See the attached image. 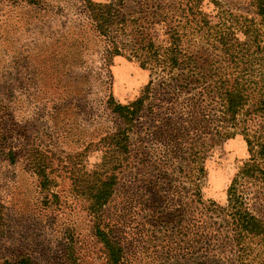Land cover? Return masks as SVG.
<instances>
[{
  "label": "rangeland",
  "instance_id": "1",
  "mask_svg": "<svg viewBox=\"0 0 264 264\" xmlns=\"http://www.w3.org/2000/svg\"><path fill=\"white\" fill-rule=\"evenodd\" d=\"M114 1L119 17L132 19L130 29L139 22L165 39L169 24L183 25L188 56L226 67L221 45L188 21L182 0ZM217 1L219 8L204 3L214 25L224 10L258 24L255 0ZM93 25L83 0H0V263L24 257L33 264H111L100 228L118 242L119 264H264L260 238L249 254L222 247L219 237L181 235L186 222L175 225L161 204L155 156L142 159L136 152L122 164L121 152L109 154L108 136L121 125L108 107L109 95L130 102L152 77L165 82L170 69L158 74L126 56L108 65L104 39ZM193 74L201 71H176L181 79ZM179 84L155 88V103L169 100L165 91L198 92ZM214 143L203 196L226 206L228 186L249 153L241 134ZM112 175L114 193L95 212L94 183ZM208 215L210 223L221 219Z\"/></svg>",
  "mask_w": 264,
  "mask_h": 264
},
{
  "label": "trees",
  "instance_id": "2",
  "mask_svg": "<svg viewBox=\"0 0 264 264\" xmlns=\"http://www.w3.org/2000/svg\"><path fill=\"white\" fill-rule=\"evenodd\" d=\"M205 1L182 0L186 5L183 11H190L188 21L196 23L217 46L221 45L226 67L209 57L200 61L188 56L184 51L183 25L169 24L167 37L160 39L159 33L149 31L153 28L142 29L139 22L130 29L128 22L132 19L124 14L119 17L122 13L116 9L114 0H83L95 32L104 39L108 65L112 64L113 57L126 56L158 74L170 69L165 82L158 84L152 77L140 95L130 102L122 103L109 95L108 107L118 116L121 125L108 136L107 151L110 155L116 150L121 152L122 164L130 163L136 152L142 159L155 156L161 204L175 225L186 222V226L178 227L181 235L207 240L219 237L222 247L252 254L258 250L254 245L260 244L255 242L257 238L264 244V61L260 53L264 0H255L258 24L224 10L216 25L205 9ZM208 1L218 8L221 5L217 0ZM237 33L246 35V39L240 40ZM126 35L132 39L124 40ZM251 55L255 60L248 58ZM183 68L199 69L201 76L193 74L181 79L176 71ZM180 81L190 91L198 92L189 96L179 91H165L169 93V100L159 99L155 103V88ZM236 134H241L246 141L249 157L242 161L228 186V204L221 206L204 199L203 186L208 175L205 162L216 140L223 143ZM115 181L116 176L112 175L94 183L95 212L102 210L111 198ZM210 212L220 217V221L210 223ZM98 230L109 247L111 264H119L118 242L108 232ZM17 264L33 263L23 257Z\"/></svg>",
  "mask_w": 264,
  "mask_h": 264
}]
</instances>
